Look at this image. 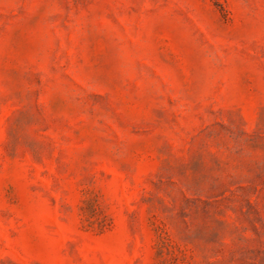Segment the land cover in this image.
<instances>
[{"label": "rangeland", "instance_id": "374dc122", "mask_svg": "<svg viewBox=\"0 0 264 264\" xmlns=\"http://www.w3.org/2000/svg\"><path fill=\"white\" fill-rule=\"evenodd\" d=\"M0 264H264V0H0Z\"/></svg>", "mask_w": 264, "mask_h": 264}]
</instances>
